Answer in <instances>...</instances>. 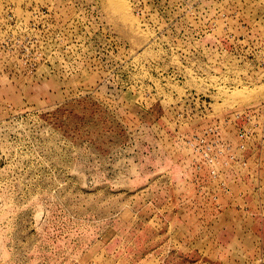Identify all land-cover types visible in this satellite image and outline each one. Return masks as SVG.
I'll return each mask as SVG.
<instances>
[{
  "label": "rangeland",
  "instance_id": "374dc122",
  "mask_svg": "<svg viewBox=\"0 0 264 264\" xmlns=\"http://www.w3.org/2000/svg\"><path fill=\"white\" fill-rule=\"evenodd\" d=\"M107 1L0 0V264H264V142L181 115L264 99V0Z\"/></svg>",
  "mask_w": 264,
  "mask_h": 264
},
{
  "label": "built area",
  "instance_id": "2783aa9c",
  "mask_svg": "<svg viewBox=\"0 0 264 264\" xmlns=\"http://www.w3.org/2000/svg\"><path fill=\"white\" fill-rule=\"evenodd\" d=\"M184 103L187 107L182 110L187 117L198 114L197 105L202 104V111L210 113V122L205 124L202 133L196 138L193 146L196 163H229L225 155L232 147L227 143L225 133L230 129L237 131L241 138L259 137L264 142V99L238 109H231L224 113H214L211 101L202 99L196 91L186 89ZM243 147V146H242ZM234 155H230L233 159ZM215 173V170H212Z\"/></svg>",
  "mask_w": 264,
  "mask_h": 264
},
{
  "label": "bare ground",
  "instance_id": "6f19581e",
  "mask_svg": "<svg viewBox=\"0 0 264 264\" xmlns=\"http://www.w3.org/2000/svg\"><path fill=\"white\" fill-rule=\"evenodd\" d=\"M107 5L109 9H111L117 15L123 17V19H126L128 17V6L124 2V0H108Z\"/></svg>",
  "mask_w": 264,
  "mask_h": 264
}]
</instances>
